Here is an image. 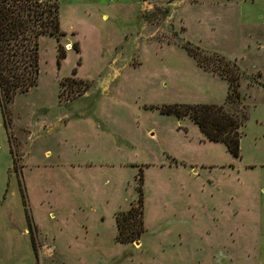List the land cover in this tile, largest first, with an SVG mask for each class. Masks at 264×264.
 <instances>
[{
  "label": "rangeland",
  "instance_id": "1",
  "mask_svg": "<svg viewBox=\"0 0 264 264\" xmlns=\"http://www.w3.org/2000/svg\"><path fill=\"white\" fill-rule=\"evenodd\" d=\"M59 20L0 102V264H264V0H59ZM173 103L223 104L239 155Z\"/></svg>",
  "mask_w": 264,
  "mask_h": 264
},
{
  "label": "trees",
  "instance_id": "2",
  "mask_svg": "<svg viewBox=\"0 0 264 264\" xmlns=\"http://www.w3.org/2000/svg\"><path fill=\"white\" fill-rule=\"evenodd\" d=\"M64 33L60 27L59 0H0V102L11 99L16 92L26 91L36 84L39 72L38 43L41 35L58 36ZM193 56L199 54L187 48ZM58 56L62 54L59 52ZM222 70V69H221ZM227 76L236 86L239 75ZM78 80L73 76L66 79ZM239 92L235 91V96ZM162 110L179 116L188 115L196 122L208 139L222 141L228 151L239 155L240 126L242 121L223 104L173 103ZM138 203L118 213L117 238L128 242L136 240L144 229L141 192Z\"/></svg>",
  "mask_w": 264,
  "mask_h": 264
},
{
  "label": "crops",
  "instance_id": "3",
  "mask_svg": "<svg viewBox=\"0 0 264 264\" xmlns=\"http://www.w3.org/2000/svg\"><path fill=\"white\" fill-rule=\"evenodd\" d=\"M68 46H70V44H68ZM68 49H70V48H68ZM7 148H8V153H7V164H6V166L8 167V163H10V159H11V156H10V143H9L8 137H7Z\"/></svg>",
  "mask_w": 264,
  "mask_h": 264
},
{
  "label": "bare ground",
  "instance_id": "4",
  "mask_svg": "<svg viewBox=\"0 0 264 264\" xmlns=\"http://www.w3.org/2000/svg\"><path fill=\"white\" fill-rule=\"evenodd\" d=\"M67 48H70V46H67Z\"/></svg>",
  "mask_w": 264,
  "mask_h": 264
}]
</instances>
